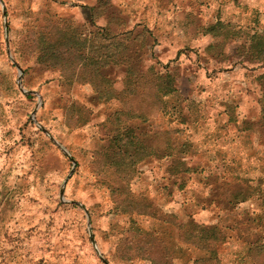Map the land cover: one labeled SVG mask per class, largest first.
Listing matches in <instances>:
<instances>
[{"label": "rangeland", "instance_id": "374dc122", "mask_svg": "<svg viewBox=\"0 0 264 264\" xmlns=\"http://www.w3.org/2000/svg\"><path fill=\"white\" fill-rule=\"evenodd\" d=\"M114 1L126 14H140L152 28L155 45L151 44L148 56L152 52L159 55L177 77V87L161 90L165 99L171 104L186 100L194 107L188 118L193 120L192 130L185 132V139L194 144L193 163L223 171L225 160L235 173L264 179L262 65L248 62V70L242 71L241 59L235 60L233 50L228 49L236 44H220L195 26L186 30L181 26L191 10L198 15V23L212 17L205 15L208 6L221 4L230 10L231 20L240 18L250 34L264 32V0ZM95 3L1 0L0 264H194L214 256L219 264H264V250L258 255L261 248H255L250 256L236 230L229 232L231 239L223 247L204 251L180 242L175 225L114 211L117 202L126 201L124 192L118 190L126 182L124 171L112 174L106 157L98 156L109 142L106 121L120 108L148 112L146 105L153 97H137L123 106L115 101L93 106L90 86L51 82V75L37 66L27 43L33 12L43 11L41 17L50 12L86 19V7ZM175 7L179 14L173 15ZM212 44L215 47L207 52ZM245 46L246 61L249 44ZM156 116H151L147 128L170 130L172 138L180 137L181 126ZM152 165L156 167L155 163L140 167L133 189L142 192L141 179L148 176L155 192L150 196L156 194L160 209L180 220L234 226L258 207L259 203L249 202L230 212L223 205H210L202 177L186 191L174 188L168 196L162 190V173L154 178ZM158 171L163 172L154 169ZM149 231L152 236L147 235Z\"/></svg>", "mask_w": 264, "mask_h": 264}, {"label": "trees", "instance_id": "16d2710c", "mask_svg": "<svg viewBox=\"0 0 264 264\" xmlns=\"http://www.w3.org/2000/svg\"><path fill=\"white\" fill-rule=\"evenodd\" d=\"M215 6L206 9L205 15L212 16L210 20L201 17L197 23L198 15L191 10L187 19L181 18V26L185 30L195 26L199 33L212 36L220 44L228 40L238 44L243 33L230 22V10L221 4ZM86 9L89 12L86 19L61 17L50 12L41 17L43 11L33 12V17L28 20L27 43L37 66L51 75V82H57V86H90L93 94L89 103L93 106L113 101L123 106L137 97H153L146 105L148 112L120 108L106 121L110 125L109 142L105 152L98 156L106 157L112 174L124 171L126 182L125 187L118 188L124 192L126 201L117 202L114 211L175 225L180 242L204 251L223 247L231 239L229 232L236 230L239 239L248 246L250 256L254 255L255 248H261L260 252H255L259 255L264 250V179L257 174L235 173L225 160L226 169L223 171L195 165L191 157L194 144L185 139V132L192 130L193 120L188 118L194 107L186 100L171 104L161 92L166 87H177V77L170 63H164L159 55L152 52L151 57L148 56V50L155 45L151 43L152 28L142 21L140 14L133 11L126 14V10L114 0H97L95 5ZM172 13L179 14V10L175 7ZM108 15L111 16L107 18ZM248 43L247 61L253 65L264 64V33L253 34ZM214 47L212 44L206 51L210 52ZM185 109L188 113L184 112ZM155 115L173 119L181 126L180 137L172 138L170 130L147 128ZM83 123L87 124L86 121ZM154 163L156 167L152 165L151 173L154 178L162 173V190L168 196L173 194L174 188L186 191L190 184L202 177L205 178L210 205H223L224 210L230 212L249 202L259 203L258 207L246 215L244 222L237 221L234 226L219 223L207 226L192 219L180 220L177 215L160 209L156 194L150 196L155 192L148 176L141 179L142 192L136 193L133 189L140 167ZM154 169L163 172H154ZM148 233L152 236L150 231ZM210 263L219 264L220 260L216 256L205 257L194 264Z\"/></svg>", "mask_w": 264, "mask_h": 264}, {"label": "crops", "instance_id": "0c3cea01", "mask_svg": "<svg viewBox=\"0 0 264 264\" xmlns=\"http://www.w3.org/2000/svg\"><path fill=\"white\" fill-rule=\"evenodd\" d=\"M97 1V0H96ZM115 3H116V5H118L117 4V2L116 1H114ZM118 6H120V5H118ZM73 8H75V7H73ZM77 8H79V7H77ZM237 29H239V30H241V32L243 33L242 35V38H241V40L240 41H238L239 43L237 44V41H234V40H228L227 42H229V43H234V44H236V45H234V47H233V49H231L230 47L228 48L229 49V51L230 52H232V50H233V52H234V59L236 60V59H241V61L240 62H238V64H241L242 65V71H246V70H248V67L245 65L246 63H248V61L246 60L245 61V56H244V52L246 51V46L245 45H248V44H250V43H248L249 42V40H250V37L253 35V34H255V33H264V32H254V33H252V34H250V32L248 31V30H246V29H244L245 28V24H243L242 23V21L240 20V18L239 17H237V18H233V20H231L230 21ZM240 44V45H239ZM249 51V50H248ZM248 53V52H247ZM231 54V53H230ZM235 63H237V62H235ZM260 65H262V71H264V64L263 63H260ZM235 69H237L236 67H234L233 68V70H235ZM261 75H263L264 73L263 72H261L260 73ZM262 93H264V88L262 89ZM259 99H261V97L259 98ZM258 102H260V100L258 101ZM257 105H258V107L260 108V109H262L263 108V106H262V108H261V105L259 104V103H257ZM240 107V106H239Z\"/></svg>", "mask_w": 264, "mask_h": 264}, {"label": "water", "instance_id": "95a60500", "mask_svg": "<svg viewBox=\"0 0 264 264\" xmlns=\"http://www.w3.org/2000/svg\"><path fill=\"white\" fill-rule=\"evenodd\" d=\"M0 3H1V0H0ZM19 71H20V80H19V86H22L21 85V77H22V75H23V72H22V70L19 68ZM22 91L24 92V93H28V94H35V92H29V91H27V90H25V89H22ZM66 153L68 154V152L66 151Z\"/></svg>", "mask_w": 264, "mask_h": 264}]
</instances>
